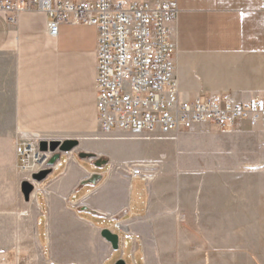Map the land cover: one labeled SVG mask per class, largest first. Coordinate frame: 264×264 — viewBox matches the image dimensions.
<instances>
[{
  "label": "crops",
  "instance_id": "0c3cea01",
  "mask_svg": "<svg viewBox=\"0 0 264 264\" xmlns=\"http://www.w3.org/2000/svg\"><path fill=\"white\" fill-rule=\"evenodd\" d=\"M158 1L113 0L121 5ZM177 4L170 36L181 96L194 100L222 92L242 102L264 96V0H177ZM48 20L35 5L19 13L0 12V111L10 113L7 134L16 139L33 134L80 137L65 158L51 159L53 167L41 180L44 191L35 193L50 217L43 228V234L51 233L45 242L69 246L88 241L91 236L86 233L101 234L108 221L113 223L111 231L121 234L119 244L121 237L129 249L116 259H148L143 241L159 229L158 215L195 213L187 211L197 199L185 194L179 144L199 128L173 138H131L119 132L104 136L95 109L97 29L62 21L53 36L47 31ZM102 142L116 143L119 150L125 147L126 157L110 156ZM159 144L164 147L155 148ZM138 162L146 164L148 178L123 167ZM116 222L127 230L117 229ZM59 232L68 234L56 239ZM111 250L110 258L115 249Z\"/></svg>",
  "mask_w": 264,
  "mask_h": 264
},
{
  "label": "rangeland",
  "instance_id": "374dc122",
  "mask_svg": "<svg viewBox=\"0 0 264 264\" xmlns=\"http://www.w3.org/2000/svg\"><path fill=\"white\" fill-rule=\"evenodd\" d=\"M9 114L0 111V264H114L116 257L129 251L121 237L111 258L112 247L103 242L98 231L85 232L91 239L71 241L69 246L46 244L51 233L43 234V228L50 217L43 213L35 196L46 184L33 178L38 170L22 168L15 153V141L22 137L7 134ZM102 144L110 156L122 158L127 153L116 143ZM179 148L185 194L188 199H197L187 211L195 213L174 218L158 215L159 229L143 241L148 259L123 256L126 264H264V126L243 123L230 130L202 126ZM54 153L52 162L66 157ZM23 181L33 185L28 200L21 189ZM103 227L112 230L113 223L104 221ZM67 234L59 232L56 239Z\"/></svg>",
  "mask_w": 264,
  "mask_h": 264
},
{
  "label": "built area",
  "instance_id": "2783aa9c",
  "mask_svg": "<svg viewBox=\"0 0 264 264\" xmlns=\"http://www.w3.org/2000/svg\"><path fill=\"white\" fill-rule=\"evenodd\" d=\"M36 6L49 16L47 31L57 34L59 22L86 23L97 29L96 121L104 136L164 138L202 126L230 130L248 124L264 126V96L237 101L222 92L194 100L181 96L175 74V46L170 24L178 14L177 0L115 4L113 0L1 1L0 12L19 13ZM15 153L24 170L53 167L52 152L41 151L40 135H20ZM148 178L143 162L123 166ZM115 227L121 230L119 222Z\"/></svg>",
  "mask_w": 264,
  "mask_h": 264
},
{
  "label": "water",
  "instance_id": "95a60500",
  "mask_svg": "<svg viewBox=\"0 0 264 264\" xmlns=\"http://www.w3.org/2000/svg\"><path fill=\"white\" fill-rule=\"evenodd\" d=\"M77 139H64V140H41L39 142V149L41 151H50L52 153L60 152L67 153L71 151L78 145ZM51 169H44L33 175V178L37 181H41L47 174H49ZM22 192L26 200L29 199L31 192L33 191V185L29 181H23L21 185ZM101 235L111 243L113 249L119 247V236L117 233L105 228L102 229ZM114 264H126L124 259H118Z\"/></svg>",
  "mask_w": 264,
  "mask_h": 264
}]
</instances>
